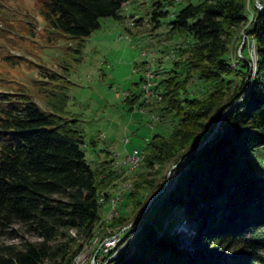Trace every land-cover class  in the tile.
<instances>
[{
  "label": "trees",
  "instance_id": "16d2710c",
  "mask_svg": "<svg viewBox=\"0 0 264 264\" xmlns=\"http://www.w3.org/2000/svg\"><path fill=\"white\" fill-rule=\"evenodd\" d=\"M128 1L40 0L39 13L50 28L83 38L98 29L103 18L121 20L119 11ZM186 1L173 15L167 32L193 40L192 59L182 65L205 82L232 77L237 68L231 67L228 58L229 39L247 21L245 0ZM165 3L154 4L150 22L156 26L168 16L167 11H155ZM6 12L0 1V20ZM250 32L256 43V75L251 82L243 55L245 60L238 61V93L229 106L224 107L221 99L175 97L180 90V81L173 79L179 78L176 75L159 82L158 87L162 85L170 97L160 104L176 111L183 125L167 140L158 136L151 140L144 165L150 170L167 161H186L190 150L192 155L171 190L138 223L130 245L108 264H264V172L257 173L251 162V155L264 149V9ZM5 35L6 29L0 28V41ZM4 58L14 64L13 57ZM40 76L60 79L47 70ZM15 90H0V239L9 236L21 241L0 240V264H73L83 248L78 238L91 241L100 221L98 199L104 183L100 177L105 169L96 170L87 162L77 120L64 117L65 91L53 93L55 99L45 111L21 86ZM226 111L219 133L204 142V120L211 112L215 117L220 112V117ZM114 174L109 171L106 177ZM155 184L144 179L125 195L131 212L141 207L146 193L155 191ZM178 209L192 226L188 239H178L170 233V224L164 226ZM124 223L120 216L111 224L115 228ZM20 233L36 239L25 240ZM184 240L192 245L193 255L179 249Z\"/></svg>",
  "mask_w": 264,
  "mask_h": 264
},
{
  "label": "rangeland",
  "instance_id": "374dc122",
  "mask_svg": "<svg viewBox=\"0 0 264 264\" xmlns=\"http://www.w3.org/2000/svg\"><path fill=\"white\" fill-rule=\"evenodd\" d=\"M0 1L7 9L0 20V28L6 29V37L0 41L4 47L0 51V90L15 92V88L21 86L45 111L50 110L49 103L55 99L52 94L65 91L64 117L77 120L76 127L84 142L81 149L87 162L96 170L105 169L100 177L104 179L98 199L100 221L91 241L78 238L77 243L83 248L73 264H108L130 245L139 231L138 223L146 219L159 198L171 190L181 167L192 155L188 150L186 161H167L150 170L144 165L151 140L156 136L167 140L175 128L183 125L176 111L160 104L170 97L169 94L165 96L162 85L158 87L159 82L176 75L180 79H173L180 81V90L177 87L179 91L175 97H193L200 101L221 99L224 107L232 104L241 76L238 61L245 60L243 55L251 69V82L256 75V43L250 31L257 16L263 12L264 0H245L247 21L234 29L229 39L228 58L231 67L237 71L220 82L218 79L205 82L194 70L182 65L192 59L189 51L193 40L189 35L167 33L173 15L185 6L186 0H166L162 8L155 10L168 13L160 18L159 26L150 22L157 0H129L119 11L121 20L103 18L99 28L83 38L47 26L39 13L40 0ZM7 55L13 57L14 64L4 58ZM179 62L174 67V63ZM45 70L53 71L60 79L42 78L40 73ZM182 105L186 106L183 102ZM212 113L203 122L204 131H207L204 142L219 133L222 117L227 111L220 117V112L216 117ZM132 156L138 158L137 161L132 159L130 162ZM251 162L257 173L264 172V149H257L251 155ZM109 171L115 176L108 179ZM148 172L151 175H147ZM144 179L155 180V191L146 193L141 207L131 212L124 201L125 195L134 191L135 184ZM119 215L127 223L114 228L111 223ZM168 224L171 225L170 233L178 239H188L191 235L192 226L185 221L180 209L164 226ZM22 236L28 241L36 239L20 233ZM114 236H119L122 241L118 239L111 243L109 238ZM0 240L6 244H19L21 238L4 236ZM179 249L191 255L194 253L187 240L180 242Z\"/></svg>",
  "mask_w": 264,
  "mask_h": 264
},
{
  "label": "built area",
  "instance_id": "2783aa9c",
  "mask_svg": "<svg viewBox=\"0 0 264 264\" xmlns=\"http://www.w3.org/2000/svg\"><path fill=\"white\" fill-rule=\"evenodd\" d=\"M132 159H134L135 161H137L138 158H136L135 156H132L129 158V161L132 162ZM120 237H110L109 239H112L111 243L114 242L115 240H118Z\"/></svg>",
  "mask_w": 264,
  "mask_h": 264
},
{
  "label": "bare ground",
  "instance_id": "6f19581e",
  "mask_svg": "<svg viewBox=\"0 0 264 264\" xmlns=\"http://www.w3.org/2000/svg\"><path fill=\"white\" fill-rule=\"evenodd\" d=\"M135 164V163H134ZM135 167H136V165H135ZM134 168V167H133ZM100 201V200H99ZM115 204V203H114ZM113 205V204H112ZM115 237V236H114ZM118 241V240H117ZM119 241H120V239H119ZM121 242V241H120Z\"/></svg>",
  "mask_w": 264,
  "mask_h": 264
}]
</instances>
